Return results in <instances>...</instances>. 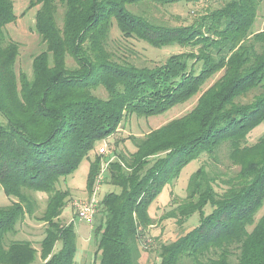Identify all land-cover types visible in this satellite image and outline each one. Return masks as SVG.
I'll return each mask as SVG.
<instances>
[{"label":"trees","instance_id":"16d2710c","mask_svg":"<svg viewBox=\"0 0 264 264\" xmlns=\"http://www.w3.org/2000/svg\"><path fill=\"white\" fill-rule=\"evenodd\" d=\"M179 2L215 7L175 27L146 15ZM35 6L34 29L45 49L33 59L31 78L16 77L18 45L5 33L16 16L12 1L0 0V186L17 200L0 207V264H33L37 253L42 264H74L73 222L60 220L69 193L59 181L125 116L161 114L196 95L220 71L190 112L137 143L129 161L108 164V184L118 190L103 196L94 215H100L97 264H138V242L153 223L149 205L188 163L202 155L215 161L223 147L239 171L225 181L215 168L200 166L189 177L186 198L171 203L163 220L184 223L197 214L198 225L161 245L158 264H264V213L255 218L264 202V134L246 143L264 122V30L251 32L258 0H30L28 7ZM137 7H146V14L134 13ZM114 25L125 39L182 52L158 66L136 67L110 52ZM98 87L105 99L93 94ZM98 160L90 162L88 196ZM216 181L225 185L223 192L215 191ZM25 191L49 196L38 252L28 241L7 240L34 213Z\"/></svg>","mask_w":264,"mask_h":264},{"label":"rangeland","instance_id":"374dc122","mask_svg":"<svg viewBox=\"0 0 264 264\" xmlns=\"http://www.w3.org/2000/svg\"><path fill=\"white\" fill-rule=\"evenodd\" d=\"M13 3V12L16 20L8 24L5 28L6 36L18 45V55L14 64L16 77L20 74L26 75L28 78L32 76L33 59L44 51V44L34 29L35 14L38 7H28L30 0H11ZM205 4H187L179 2L166 7L151 8L147 11L146 7H137L134 11L136 14H146L151 21L165 26L175 27L178 25L189 24L200 13L208 8ZM63 8L58 2V10L56 14V23L62 25ZM264 30V0H258L257 12L251 32H259ZM108 48L115 58L125 60L136 67H153L163 64L171 55L182 52L177 46L156 49L148 44L125 39L116 30L115 25L112 27L108 38ZM66 65L69 69L75 68L70 58H66ZM223 71L214 74L201 87L200 91L188 100L175 104L167 111L149 117H141L136 115H127L117 128V131L108 138L98 141L94 145V151L88 158H84L79 163L73 174L61 179L58 187L64 191H68L69 198L60 218L63 224L73 222L76 234V251L74 255V264H97L99 261V253L95 246L94 228L98 224L99 213L95 216L91 225L80 221L76 218V205L86 202L88 197L87 177L90 162L97 157L100 164L99 191L96 196L100 202L103 196L109 192H116L118 189L109 185V175L107 167L102 166L107 163L129 161L131 154L135 153V145L146 139L147 135L156 131L172 120L178 119L190 112L195 106L199 96L206 91L216 80H218ZM93 94L101 99L106 98V92L103 88L98 87ZM264 134V122L250 131L246 137L248 146L256 143L257 139ZM104 149V154H99V149ZM228 149L223 147L217 153V160L212 161L207 156H200L195 161L188 163L179 173L178 178L170 185L165 186L161 193L148 207V214L152 219V226L147 229L143 237L138 242L139 258L138 264H158V250L163 244H168L178 239L186 232L198 225L199 216L192 215L184 223L177 222L178 219L163 220L164 215L168 213L174 206L171 203H180L187 196V184L189 177L200 166L215 168V174L220 173L225 181L233 179L239 171V167L228 159ZM97 178V177H96ZM97 184V179L93 184V189ZM214 189L217 193L225 190V185L220 181H216ZM25 194L34 203V213L32 216L25 217L15 226V232L9 235L7 240L28 241L32 247L40 250V242L44 236V223L41 216L44 213L48 195L40 192L25 191ZM17 201L15 198L7 197L0 186V207H5ZM205 214L210 212V207H205ZM264 213V202L262 207L256 214V219ZM57 248V247H56ZM39 253L33 264H42Z\"/></svg>","mask_w":264,"mask_h":264},{"label":"built area","instance_id":"2783aa9c","mask_svg":"<svg viewBox=\"0 0 264 264\" xmlns=\"http://www.w3.org/2000/svg\"><path fill=\"white\" fill-rule=\"evenodd\" d=\"M99 154L103 155L104 154V149H99ZM108 166L107 163L103 164L102 166ZM105 166V168H106ZM100 174V173H99ZM97 184L95 186V188L92 191L91 196L89 197V199L86 200V202L80 203L76 205V217L80 220L83 221L89 225H91L94 215L96 214V210L98 207L99 202L96 199L97 193L99 191V182L100 177L98 178L97 176Z\"/></svg>","mask_w":264,"mask_h":264}]
</instances>
